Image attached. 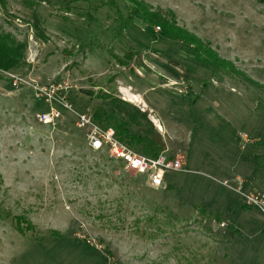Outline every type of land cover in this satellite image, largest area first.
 Wrapping results in <instances>:
<instances>
[{"label": "rangeland", "instance_id": "rangeland-1", "mask_svg": "<svg viewBox=\"0 0 264 264\" xmlns=\"http://www.w3.org/2000/svg\"><path fill=\"white\" fill-rule=\"evenodd\" d=\"M0 34L25 47L20 68L0 70V264H264V216L220 185L264 188V0H0ZM9 75L68 77L74 110L102 128L112 110L138 135L154 136L150 122L157 155L185 172L153 188L90 150L76 114L56 106V126L38 123L49 106ZM123 85L158 101L163 129Z\"/></svg>", "mask_w": 264, "mask_h": 264}, {"label": "built area", "instance_id": "built-area-1", "mask_svg": "<svg viewBox=\"0 0 264 264\" xmlns=\"http://www.w3.org/2000/svg\"><path fill=\"white\" fill-rule=\"evenodd\" d=\"M10 85L15 92L21 91L26 86L30 87L37 102L49 106V112L39 113L36 116L38 123L44 126H56L62 119V113L56 108L59 106L64 110L74 113L78 119L77 127L86 130V139L90 150L105 152L110 158L122 162L126 169L136 175L147 178L149 184L155 189H165V179L169 173H183L184 162L180 157L161 155L158 158H149L131 151L116 137L113 129H104L95 123L88 113L79 114L74 110L71 103V92L74 89L68 77L42 86L38 84L29 85L24 77L9 75ZM239 140L242 148L248 147L253 141L246 135L240 134ZM220 185L232 192L242 205L250 210H255L264 216V188L261 190H246V183L237 178L234 181L226 180Z\"/></svg>", "mask_w": 264, "mask_h": 264}, {"label": "trees", "instance_id": "trees-1", "mask_svg": "<svg viewBox=\"0 0 264 264\" xmlns=\"http://www.w3.org/2000/svg\"><path fill=\"white\" fill-rule=\"evenodd\" d=\"M138 10L135 12V15L137 19L141 20L149 29L150 25L152 23L159 25V31H163V39L170 37L172 41H175V39H179L180 32L175 30V35L172 34V30L168 27L167 21L163 20L162 18L152 17L147 14L145 10H142L141 12L140 6H137ZM171 33V34H169ZM170 35V36H168ZM184 40V36L182 37ZM178 43V42H177ZM198 48V47H197ZM200 50V49H198ZM197 53H199V51ZM25 47L22 45L16 44V42L10 38L7 35L0 34V70L9 71L12 69H17L21 67L23 57H24ZM219 62H216L214 66L216 67ZM104 97L111 98L113 100V103H116L117 101L113 99V97L110 95H104ZM125 106L127 104L121 103ZM115 109H119V106L114 107ZM122 108V107H121ZM119 109V112L121 113L122 109ZM102 113V112H101ZM119 114V113H118ZM115 113L114 110L108 111L105 113H102L100 117H105L106 125H104V129H113L116 133L117 139L124 145H126L130 149H134L140 154L144 155L145 157L149 158H158V153L161 152L162 145L160 142H157L156 139L159 140V134H156L153 125L149 121L147 116L145 114H142V119L147 122L148 125H150L151 131L154 133V136H151L149 132H143L141 135H138L137 133L131 132L129 130V126L127 125L126 121L124 119L119 120V115L114 117ZM123 116V115H122ZM130 121L135 124L137 127L139 126L138 122V116L136 114H127ZM96 121V119H94ZM151 155V156H150ZM156 155V156H153ZM245 208V207H244ZM247 209V208H245Z\"/></svg>", "mask_w": 264, "mask_h": 264}, {"label": "crops", "instance_id": "crops-1", "mask_svg": "<svg viewBox=\"0 0 264 264\" xmlns=\"http://www.w3.org/2000/svg\"><path fill=\"white\" fill-rule=\"evenodd\" d=\"M153 84V83H152ZM124 87H121V88H124V89H127L128 91H129V89L128 88H131V86L130 85H123ZM135 90V89H134ZM130 92V91H129ZM135 93H131L130 92V94L132 95V96H135V97H137V98H139V100L142 102V104L144 105V107L146 108V109H148V111L149 112H157L158 113V120H162V123H161V121H160V124H159V122H158V127L160 128V127H162V125L161 124H164V126L166 125V123H164L165 122V120H164V117L160 114L161 112L159 111V109H158V106H156V104L155 103H157L158 101L156 100L155 102H153L152 100H150V99H145V97H143V95H144V92L143 93H139L138 91H134ZM122 95V94H121ZM142 95V96H141ZM156 121H157V119H155ZM162 129H163V127H162Z\"/></svg>", "mask_w": 264, "mask_h": 264}, {"label": "bare ground", "instance_id": "bare-ground-1", "mask_svg": "<svg viewBox=\"0 0 264 264\" xmlns=\"http://www.w3.org/2000/svg\"><path fill=\"white\" fill-rule=\"evenodd\" d=\"M121 94L125 97L126 100H128L129 102L133 103V104H138L140 103L139 98L132 96L130 94L129 91H127L126 89H121ZM159 128V127H158Z\"/></svg>", "mask_w": 264, "mask_h": 264}]
</instances>
